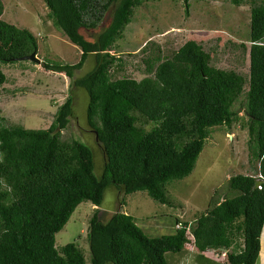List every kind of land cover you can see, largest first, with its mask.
I'll list each match as a JSON object with an SVG mask.
<instances>
[{
    "label": "trees",
    "instance_id": "trees-1",
    "mask_svg": "<svg viewBox=\"0 0 264 264\" xmlns=\"http://www.w3.org/2000/svg\"><path fill=\"white\" fill-rule=\"evenodd\" d=\"M44 1L54 24L82 50L76 63L46 58V69L73 78L91 53L97 56L94 69L74 83L89 95L87 119L106 159L99 175L90 146L77 138H61L73 114L71 93L48 128L8 124L0 117V264H88L76 241L56 244V234L83 201L97 206L89 219L90 264H170L166 253L181 252L190 240L200 251L227 249L229 264H256L264 227V0H253L250 45L241 44L249 50L247 75L213 65L203 43L189 39L170 56L160 50L149 55L141 79L118 77L113 67L120 57L110 52L141 0ZM117 1L111 24L97 39L87 38L81 29L97 26ZM3 12L0 0V62H15L37 51L35 33L3 19ZM6 81L0 68V88ZM247 84L257 175L230 176L235 195L208 207L193 224L181 221V228L171 234L150 236L123 211L106 221L101 218L100 206L112 186L124 194L147 191L169 204L166 184L192 173L206 125H231L237 114L232 105ZM134 109L159 127L138 141ZM180 134L189 140L178 149ZM238 237L243 245L235 252L231 246Z\"/></svg>",
    "mask_w": 264,
    "mask_h": 264
},
{
    "label": "rangeland",
    "instance_id": "rangeland-1",
    "mask_svg": "<svg viewBox=\"0 0 264 264\" xmlns=\"http://www.w3.org/2000/svg\"><path fill=\"white\" fill-rule=\"evenodd\" d=\"M253 0H141L134 8L132 20L116 41L111 53L120 57L113 67L118 77L143 78L147 72L146 58L161 51L170 56L189 39L203 43L211 53V63L224 69H234L248 74L249 50L241 45L250 35L251 5ZM2 18L20 27H27L38 38L36 62L22 59L15 62H0L7 81L0 88V117L6 123L20 124L27 128H48L54 120L56 110L73 95V114L61 138H77L94 151L95 171L101 174L106 155L89 125L87 108L89 95L85 88L76 86L74 80L84 76L97 64L96 54L91 53L82 68L73 78L64 72L48 70L43 65L46 58L76 63L81 57V48L74 44L59 29L49 16L44 0H3ZM118 1L112 3L95 27H84L82 33L97 39L112 22ZM147 43V46H145ZM146 47V48H143ZM112 70V71H113ZM248 84L244 93L233 103L237 114L231 125H206L204 145L191 174L174 179L166 184L169 204L154 199L147 191L124 194L112 186L106 190L101 204V218L106 221L119 211L134 216L136 223L150 236L171 234L176 230V221L193 224L195 219L213 204L237 192L229 185L230 176L237 173L258 174L259 165L250 133L248 106ZM138 119L135 139L140 140L147 132L158 129V125L140 114L131 111ZM256 125H254V128ZM189 140L186 134L176 138V148ZM123 202V203H122ZM97 206L91 201L80 203L64 228L56 234V244L65 245L76 241L83 249L90 264L89 219ZM243 240L238 237L231 250L238 252ZM193 240L178 253L167 252L170 264H229L227 251L222 248L200 251ZM223 251L225 254L221 256ZM218 253V254H217ZM111 264V263H107Z\"/></svg>",
    "mask_w": 264,
    "mask_h": 264
},
{
    "label": "crops",
    "instance_id": "crops-1",
    "mask_svg": "<svg viewBox=\"0 0 264 264\" xmlns=\"http://www.w3.org/2000/svg\"><path fill=\"white\" fill-rule=\"evenodd\" d=\"M256 264H264V227L261 233V249Z\"/></svg>",
    "mask_w": 264,
    "mask_h": 264
},
{
    "label": "water",
    "instance_id": "water-1",
    "mask_svg": "<svg viewBox=\"0 0 264 264\" xmlns=\"http://www.w3.org/2000/svg\"><path fill=\"white\" fill-rule=\"evenodd\" d=\"M37 51L34 50L32 53L30 54H26V55H22L20 57H17V60H22V59H31L34 60L36 62H40L41 59L36 55ZM96 138L98 139V135L96 134Z\"/></svg>",
    "mask_w": 264,
    "mask_h": 264
},
{
    "label": "built area",
    "instance_id": "built-area-1",
    "mask_svg": "<svg viewBox=\"0 0 264 264\" xmlns=\"http://www.w3.org/2000/svg\"><path fill=\"white\" fill-rule=\"evenodd\" d=\"M259 187H261V186H259ZM176 228H181V226H182V222L181 221H178L177 223H176ZM223 249V248H222ZM223 250H225V251H227L226 249H223ZM225 254L223 253V251H222V256H224Z\"/></svg>",
    "mask_w": 264,
    "mask_h": 264
},
{
    "label": "clouds",
    "instance_id": "clouds-1",
    "mask_svg": "<svg viewBox=\"0 0 264 264\" xmlns=\"http://www.w3.org/2000/svg\"><path fill=\"white\" fill-rule=\"evenodd\" d=\"M224 249V248H223ZM227 250V249H226Z\"/></svg>",
    "mask_w": 264,
    "mask_h": 264
},
{
    "label": "bare ground",
    "instance_id": "bare-ground-1",
    "mask_svg": "<svg viewBox=\"0 0 264 264\" xmlns=\"http://www.w3.org/2000/svg\"><path fill=\"white\" fill-rule=\"evenodd\" d=\"M261 176V175H260Z\"/></svg>",
    "mask_w": 264,
    "mask_h": 264
}]
</instances>
